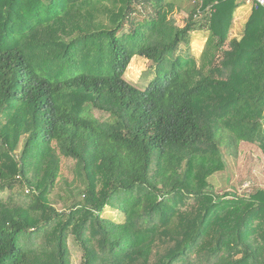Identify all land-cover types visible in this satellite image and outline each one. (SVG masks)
I'll list each match as a JSON object with an SVG mask.
<instances>
[{"label":"trees","instance_id":"16d2710c","mask_svg":"<svg viewBox=\"0 0 264 264\" xmlns=\"http://www.w3.org/2000/svg\"><path fill=\"white\" fill-rule=\"evenodd\" d=\"M166 2L0 0V264H71V237L82 264H264V190L210 182L241 143L264 153V10L229 42L241 3L194 0L180 27Z\"/></svg>","mask_w":264,"mask_h":264},{"label":"rangeland","instance_id":"374dc122","mask_svg":"<svg viewBox=\"0 0 264 264\" xmlns=\"http://www.w3.org/2000/svg\"><path fill=\"white\" fill-rule=\"evenodd\" d=\"M167 6L163 10L161 20L172 26H185L189 13L194 8V0H167ZM234 16V23L230 31L229 42L234 39H240L244 33L246 22L251 14L252 5L241 3ZM202 15V12H201ZM204 15V14H203ZM206 15V14H205ZM203 16V18L205 17ZM209 37L207 30H199L190 35V51L196 59H200ZM228 47H226L227 49ZM155 71L152 63L142 57L135 56L125 74V79L138 89H146L151 81L155 79ZM95 117L103 120L108 117L98 111H94ZM227 169L224 172L214 175L210 182L215 188L217 194L237 192L239 195H249L257 190H264V153L254 145L241 143L238 149V156H227ZM66 179L73 180V173L68 168L64 169ZM31 173L29 174V176ZM65 181H61L55 193L51 196L55 207L63 211L71 200L65 193ZM27 194V193H26ZM60 195V196H59ZM9 193L3 194L7 199ZM105 218L115 222H121L122 217L113 209H106L103 215ZM69 250L71 264H82V252L74 238L69 239Z\"/></svg>","mask_w":264,"mask_h":264},{"label":"built area","instance_id":"2783aa9c","mask_svg":"<svg viewBox=\"0 0 264 264\" xmlns=\"http://www.w3.org/2000/svg\"><path fill=\"white\" fill-rule=\"evenodd\" d=\"M225 1H229V0H225ZM238 3H247L252 5L253 8L255 9H263L264 10V0H235ZM208 12L212 11L211 8H208L207 10ZM199 14L201 15V13L199 12ZM31 192V189H27V193L29 194Z\"/></svg>","mask_w":264,"mask_h":264}]
</instances>
